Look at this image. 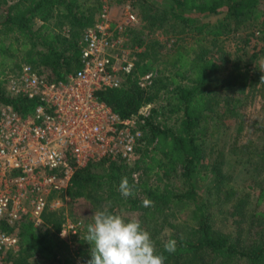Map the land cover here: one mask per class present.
I'll return each instance as SVG.
<instances>
[{"label": "trees", "instance_id": "1", "mask_svg": "<svg viewBox=\"0 0 264 264\" xmlns=\"http://www.w3.org/2000/svg\"><path fill=\"white\" fill-rule=\"evenodd\" d=\"M138 1L149 28L167 27L177 39L165 47L131 29V46L140 48L133 73L120 87L98 91L123 118L144 104L159 106H152L142 126L137 156L103 157L74 170L65 194L87 205L73 209V222L79 223L73 245L59 235L63 216L46 208L41 217L50 226L42 229L26 218L16 232L19 255L10 250L5 257L14 264H29L30 258L86 264L91 215L107 208L137 213L164 264H264V119L253 122L245 140L242 127L233 136L227 121L240 117L246 89H258L264 98V71L244 59L245 51L232 55L222 44L242 32L247 40L253 33L264 37V0ZM101 8V0H0V106L10 104L25 115L36 105L35 98H11L7 91L8 76L23 64L52 80L77 70L82 33ZM217 14L222 17L215 22L200 21ZM261 52L264 46L250 59ZM149 71L155 73L153 83L142 88L137 78ZM125 176L134 191L127 198L118 190ZM146 197L150 207L142 206ZM221 218L224 227H215ZM169 239L177 241L174 253L163 248Z\"/></svg>", "mask_w": 264, "mask_h": 264}, {"label": "built area", "instance_id": "2", "mask_svg": "<svg viewBox=\"0 0 264 264\" xmlns=\"http://www.w3.org/2000/svg\"><path fill=\"white\" fill-rule=\"evenodd\" d=\"M125 17L126 25L135 20L129 10ZM121 28L102 4L95 24L82 33L77 70L52 80L23 64L8 76L11 98L37 103L25 115L10 104L0 106V256L17 245L13 229L21 222H41L47 196L66 188L76 168L103 157L131 161L137 156L151 104L123 118L98 96L101 89L120 87L135 69L118 37ZM154 76L146 72L137 84L148 88ZM78 224L67 223L59 235L76 234Z\"/></svg>", "mask_w": 264, "mask_h": 264}, {"label": "rangeland", "instance_id": "3", "mask_svg": "<svg viewBox=\"0 0 264 264\" xmlns=\"http://www.w3.org/2000/svg\"><path fill=\"white\" fill-rule=\"evenodd\" d=\"M102 4H105L107 7V11L109 13V17L111 22L114 25H121V31L118 33V37L123 41L122 45L125 50L132 56L135 60L137 59L136 52L140 51V48L135 46H131L130 39L132 37L131 29H135L142 33L143 36L148 37L149 39H154L160 41L163 45L170 46V44L177 39L176 32L170 31L169 28H149L148 23L143 21L140 16V9L138 5V0H101ZM129 10L134 14L135 20L129 22L126 25L125 22V13ZM99 12L96 15V19L98 18ZM222 17V14L217 15H209L200 18L201 22H215L216 19ZM91 27V26H90ZM89 28V27H88ZM86 29V28H85ZM84 29V30H85ZM118 30V29H117ZM251 34V33H250ZM224 49L232 55H237V53L246 52V56L244 59L251 60L249 63L252 66H256L264 71V52H261L258 57H252L250 59V54L254 51L260 50L262 46H264V37L261 38L257 33H253L249 36L248 40L246 38V33L242 32L236 35H230L225 37L222 41ZM258 88V86H257ZM264 92V91H263ZM242 99V108L240 111V117L238 119L231 118L228 119L229 124V132L234 136L236 129L238 127H242L240 133V139L245 140L250 137L251 132L253 131V122L254 121H262L264 119V98L261 96V92L258 89H246V91L241 95ZM153 107L159 108L157 104H152ZM150 107V112L152 109ZM160 115H158L159 117ZM212 156V154H211ZM134 178H139V172L134 174ZM65 189L63 188L58 191H53L49 196H47V209L56 210L58 214L63 216V226H65L69 222H73L76 219V215L73 212V209L77 205L85 204L86 201L82 198H78L73 200V202L68 198L65 194ZM45 208V209H46ZM76 210V209H75ZM122 216H128L130 218L137 217V213L133 212H123ZM78 219V218H77ZM80 220V219H78ZM215 227H224L225 221L221 218L220 220L214 222ZM38 226L42 229L48 228L50 225L41 217V222ZM83 226V224H82ZM81 226V227H82ZM18 228L13 229L15 232L18 231ZM69 243L73 245V240H76L73 235L65 236ZM74 246L72 247V249ZM19 243L11 250L12 253L16 256L19 255ZM0 264H14L13 261H9L6 259L5 254L0 256ZM29 264H43L34 260V258L29 259ZM231 264H245L244 260L234 261Z\"/></svg>", "mask_w": 264, "mask_h": 264}, {"label": "clouds", "instance_id": "4", "mask_svg": "<svg viewBox=\"0 0 264 264\" xmlns=\"http://www.w3.org/2000/svg\"><path fill=\"white\" fill-rule=\"evenodd\" d=\"M264 81V75L261 76ZM127 198L134 195L128 178L122 177L118 188ZM153 201L144 198L143 207H150ZM92 223L87 226L84 238L91 247L86 264H164L165 257L157 253L151 234L141 226L138 218H125L110 212L107 208L93 212ZM67 233L61 232L62 236ZM177 241L169 239L163 244L166 252L176 251Z\"/></svg>", "mask_w": 264, "mask_h": 264}]
</instances>
